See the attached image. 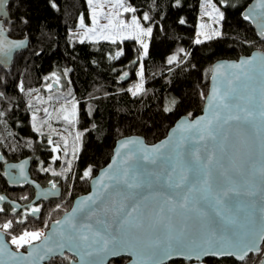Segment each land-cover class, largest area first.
Here are the masks:
<instances>
[{
  "label": "trees",
  "instance_id": "16d2710c",
  "mask_svg": "<svg viewBox=\"0 0 264 264\" xmlns=\"http://www.w3.org/2000/svg\"><path fill=\"white\" fill-rule=\"evenodd\" d=\"M215 1L222 3L224 12V20L218 25L222 35L197 44L196 39L203 40L198 34L199 22L209 20L203 15V0H180L179 6L176 0H131L136 14L148 13L152 17L145 21L147 27H153V35L149 55L143 60L132 39L118 45L109 41H72L71 31L78 28L80 17L90 20L87 0H13L9 4L10 20L5 27L13 38H29L30 45L15 56L9 69L0 67V111L4 112L0 117V195L22 203L33 199L31 187L12 190L1 176L5 162L25 156L31 157L34 179L63 190L60 200L42 203L36 217L21 212L13 216L10 205L0 206L4 209L0 212V225L13 222L7 231L0 227L9 241L24 230L46 232L59 220L76 197L89 191L91 177L85 178L83 173L91 167L94 176L105 167L120 138L136 134L154 144L168 134L181 116L200 114L216 61L238 59L255 49L264 51V39L243 18V11L252 0ZM118 51H123V55L114 58ZM173 52L179 58L169 64L167 56ZM53 72L60 74L64 85L61 88L54 84L48 91L45 86ZM141 81L143 91L133 95L132 90ZM73 104L78 112L75 122L70 123L63 116ZM169 107L170 112L166 111ZM34 114L42 124L43 134L33 128ZM77 133L82 134L79 141L75 139ZM56 144L60 145V152L52 151ZM74 147L79 148L75 158ZM66 257L70 259L69 255ZM256 258L251 255L243 262L208 259L205 264H255ZM124 262L119 259L112 263ZM49 264H69V260L55 258Z\"/></svg>",
  "mask_w": 264,
  "mask_h": 264
},
{
  "label": "snow or ice",
  "instance_id": "6c2138e0",
  "mask_svg": "<svg viewBox=\"0 0 264 264\" xmlns=\"http://www.w3.org/2000/svg\"><path fill=\"white\" fill-rule=\"evenodd\" d=\"M7 0H0V15L4 13L5 4ZM87 3L92 8L91 21L93 27L86 28L84 23V17L81 16L79 19V26L86 28L85 32L80 37V42L83 43L84 39H96L102 38L105 40H111L116 43L117 40L121 42L124 39H132L138 41L141 46L142 52L140 59L149 55V40L153 35V27H144L140 20L141 18L136 15L137 8L133 6L131 0H107V3L111 5V10L108 12L104 11V3L100 0H87ZM180 0H176L177 6H179ZM205 4L211 6V11H205L204 15L211 17L212 20L219 24L224 20V12L220 11L216 3L213 0H205ZM53 8L56 7L55 3L51 5ZM260 7L264 9V0H260ZM99 9V11H98ZM131 13L130 23L120 19L124 14ZM100 17L108 20L107 24H100ZM244 20H251V15H245ZM143 21H150L152 17L148 13L142 15ZM22 23L27 21L22 20ZM180 23L183 24L184 20L181 19ZM200 36H203V40L196 39L195 43H203L204 40H210L214 36L219 37L222 35L218 28H212L211 25L201 24ZM99 29V31H97ZM211 29V31H206ZM3 32V24L0 23V34ZM261 35L264 36V25H261ZM147 38V39H146ZM25 47V42L20 41L18 43L7 44L5 41L0 40V64H7L11 59L12 53L15 49ZM181 51H183L181 49ZM123 55V51H118L114 58H119ZM244 58L238 64L228 65V68L239 70L238 73H234L236 80H239L241 75L247 76L248 72L244 69L253 65L254 60ZM177 60V56L169 58L168 63L171 64ZM261 64L264 66V56L260 57ZM224 65H220V68H224ZM219 71V69H218ZM140 76L143 77V64L140 66ZM227 75V73H222ZM127 76V73H125ZM55 82L59 83V76L53 73ZM229 87L233 83L232 80L228 81ZM20 90L23 91V84L19 85ZM52 85H48V89L51 90ZM143 91V82L135 86L132 90V94ZM231 91H235L232 89ZM231 91L222 92L219 87L212 90L210 97L207 100L208 115L203 119H197L192 122L185 120L179 125L178 131L181 134L190 133L193 134L197 142L205 141L206 139L216 140V129L222 128L223 124H227L230 121H241L242 119L246 122H251L256 113L248 107L241 108L240 105H236L240 111L244 113L243 117L239 112L235 115L229 113L227 117L221 122V112L223 109H229L230 105L228 100L231 96ZM0 95H3L0 93ZM203 95V94H202ZM51 99V97H49ZM251 101V97L249 98ZM174 103V102H173ZM65 111V109H62ZM166 111H172V108L166 109ZM45 113H48V109H44ZM4 115L3 111H0V117ZM191 116V113H189ZM259 117L264 120V89H262L261 106L259 110ZM65 121L75 122L76 111L75 104H73L72 111L63 116ZM33 128L37 133H42V124L37 120L36 115L32 117ZM81 133H77L75 139L79 141L81 139ZM185 137L181 135L179 144L183 145ZM49 144H52L51 139L48 140ZM138 143L135 140H130L121 145L122 148H128L130 144ZM65 149H67L68 141L64 138ZM168 144L164 143L162 146H153L148 148L142 146L140 151L142 152L141 159L143 161L155 164L157 158L163 148H167ZM60 145L56 144L52 148L53 152H60ZM79 151L78 147L73 148V156L75 158L76 152ZM67 155V151H65ZM119 156V153L117 154ZM193 157L199 161L200 154L199 150L195 151ZM215 157V153H211L208 157V165H210ZM59 159V157H55ZM136 159V153L129 152L124 156L123 163L127 165L130 161ZM23 165H20L21 172H23ZM207 167V165L205 166ZM70 170V166H69ZM49 171V169H44ZM130 169L125 167L119 174L111 172V170L104 172L101 177L96 181V192L89 195L87 198L82 200L79 205L73 208L72 212L61 221H55L57 226L52 231L51 235L46 234L43 231H28L24 230L20 235L11 236V244L15 245L19 250L25 246L32 248L33 251L28 253V256H34L32 264H38V262L45 261L49 258H54V254L57 250H62L65 247L72 249L77 255H81V262L83 264V257H94L99 256L103 253L105 256H111L121 253H127L133 257L132 264H165L166 260H173L179 258L181 260L191 261L192 264L202 262L205 257H234L238 261H245L250 252L260 251V245L264 244V222H262L259 231H249V233L241 234L234 226L236 221L229 217L224 216L220 211L216 212L218 219L216 221H209L207 219L208 213L203 209L197 207L196 202L193 201L192 195L197 191V183L200 182L199 174L196 176V181L187 188L180 199L177 200L174 197H169L166 203L172 207L168 211L175 212L177 208L184 209L187 213H194V217H189L194 222L189 227L188 224H184L178 230L172 224V217L169 216L168 222L164 223L163 219H156L148 225L151 230V237L148 240L143 238V234L146 228L145 220L151 219L150 214H145L141 211L140 203H133L129 205L127 201L130 199L129 196L125 195L123 201H117L114 198L111 199L103 207L99 206V199H103V194L109 192V189L115 188L117 185H124L126 188H139L141 187L140 177L136 176L132 182L129 181ZM191 169L181 170L179 173V179L175 182V188L181 189L185 186L189 179L188 172ZM177 172V168H173L168 174L166 183L172 186L173 175ZM59 175L60 173H54ZM92 168L89 167L84 173L83 177H92ZM211 173H206L202 183L205 186H210L209 178ZM115 183H112V182ZM55 187V185H53ZM233 189H228L223 192V196H227ZM115 195H120L117 192ZM99 198V199H98ZM4 197L0 196V200ZM206 199V197H205ZM218 204H223L224 201L218 196ZM191 205V207H190ZM4 209L0 208V212ZM165 209L160 208L158 216H162ZM33 213L40 212V208H33ZM264 213V209H261ZM103 213L105 216L111 214L113 219L111 222L99 219V215ZM94 221V223H93ZM262 221H264V215H262ZM22 222V221H21ZM252 222L250 218V223ZM100 225V227H96ZM3 230L7 231L12 229L13 222L7 221L3 225H0ZM55 238V239H54ZM39 242V243H37ZM8 254L12 261L27 260V256L17 255V253H11L7 250L6 246L0 240V257ZM69 264L73 262L68 258ZM0 264H5L3 259H0ZM88 264H103V257L99 260H90ZM264 264V262H262Z\"/></svg>",
  "mask_w": 264,
  "mask_h": 264
},
{
  "label": "water",
  "instance_id": "95a60500",
  "mask_svg": "<svg viewBox=\"0 0 264 264\" xmlns=\"http://www.w3.org/2000/svg\"><path fill=\"white\" fill-rule=\"evenodd\" d=\"M12 1L7 0L4 13L0 15V23L3 24L0 40L5 41L7 44L24 41L25 47L15 49L9 62L7 64H0V67L4 69H9L14 62L15 56L27 51L30 45L29 38H13L5 27V22L10 20L8 6ZM243 15H251L253 17L249 21L252 23L255 32L264 39V36L261 35V25H264V9L260 7V0H252L243 11ZM261 56H264V51L262 49H255L250 54L242 55L238 59H220L216 61L212 65L210 86L206 96V98L210 97L212 90L216 87H219L222 92L235 89V91H231V96L228 100L230 108L223 109L221 112L222 118L220 123L223 124V120L229 113L235 115L239 112L243 117L244 113L236 105H240L241 108L248 107L256 113L255 118L251 122H246L242 119L241 121L233 120L227 124H223L222 128L216 129V140L214 141L206 139L205 141L197 142L193 134H181L177 129L186 119L194 122L197 119L205 118L209 114L206 106L207 100L205 99L200 114L195 117L189 115L181 116L168 131V134L154 144L147 143L145 137L136 134L120 138L116 142L109 163L90 178L89 191L76 197L72 207L59 220L63 221L72 212L74 207L96 192V181L104 172L111 170V172L119 174L127 167L131 170L129 181L132 182L136 176H139V182L142 186L128 189L122 184L117 185L115 188L109 189L108 193L103 194V199L98 198L99 206L103 207L113 198L117 201H123L125 195L130 198L127 201L129 205L140 203L141 211L146 215H151V219L145 220L146 228L143 234L145 240H148L152 235L148 225L156 219H163L164 223H167V218L171 216L172 224L177 230L185 223L191 227L194 221L189 219V217H194L195 214L187 213L184 209L179 208L175 212L170 213L168 209L172 206L167 204L166 200L169 197L179 200L180 196L187 191V188L196 181L197 174H199L200 182L197 183V191L193 193L192 199L196 202L197 207L208 213L207 219L209 221H216L218 219L216 212L220 211L224 216L236 221L234 227L241 234L249 233L250 230L259 231L262 222H264L262 221L264 213L261 212V209H264V120L259 117L262 89H264V66L261 64ZM253 57L256 58L253 65L244 69V71L248 72V75H241L240 79L236 80L233 74L238 73L239 70L228 68L227 66L238 64L244 58L251 59ZM220 65H224L225 67L220 68ZM222 73H227V75H223ZM229 80L233 81L231 88L229 87ZM250 97L251 101L249 100ZM181 135L185 137L183 145L179 144ZM130 140H135L138 143L130 144L128 148L121 147L122 144ZM164 143H167L168 147L162 149L155 164L141 159L142 152L140 149L142 146L152 148L153 146H162ZM197 150H199L200 154L199 161L192 155ZM129 152L136 153V159L125 165L123 159ZM213 152L215 153V157L212 163L208 165V157ZM118 153L119 156L117 155ZM0 160H2V155H0ZM20 165L24 166L23 172H21ZM206 165L207 167H205ZM174 167L177 168V172L173 175L172 186H169L166 180ZM31 168L32 161L30 156H25L17 161H8L3 165L1 176L7 182L10 189L17 190L26 186L34 189V197L27 203L11 199L5 194L0 195L4 197L3 200H0V205L9 204L12 208L11 214L13 216L19 214L23 209L36 206L41 202L60 200L62 198L63 190L60 186L53 187L52 184L47 186L42 185L32 177ZM187 169H191L192 171L188 172L189 179L185 186L181 189L175 188V182L179 179L180 171ZM208 172L211 173L209 178L210 186H205L202 181ZM112 183L115 182L113 181ZM228 189H233V191H230L227 196H223V192ZM117 192H120V195H115ZM218 196L224 201L223 204H218ZM161 207L165 211L162 216H158L157 214ZM30 214L36 217L40 212L33 213L31 211ZM98 218L109 222L113 219L111 214L105 216L103 213ZM250 218L252 220L251 223ZM56 227L55 222H53L45 233L51 235ZM96 227H100V225H96ZM0 240H2L9 252L28 257L26 261H12L10 256L5 254L0 257V259L5 261V264H32L35 257L28 256V253L33 251L32 248L26 247L25 251L16 250L3 231H0ZM263 247L264 244H261L260 251L250 252L248 257L251 255L259 256L263 251ZM80 251L81 255H83V250ZM66 255L73 258L71 260L73 264H82L81 255H77L74 250L68 247L62 250L58 249L57 253L54 254V258L38 262V264H49L52 259L64 258ZM101 257H103V264H110L111 261L121 258H128L129 261L126 264H132L134 259L126 252L111 256H105L101 253L99 256L94 257L84 256L83 264H88L90 260H99ZM208 259L236 260L234 257H205L202 262H197V264H202ZM262 262H264V258H262L260 264ZM165 264H192V262L174 258L173 260H166Z\"/></svg>",
  "mask_w": 264,
  "mask_h": 264
},
{
  "label": "rangeland",
  "instance_id": "374dc122",
  "mask_svg": "<svg viewBox=\"0 0 264 264\" xmlns=\"http://www.w3.org/2000/svg\"><path fill=\"white\" fill-rule=\"evenodd\" d=\"M100 2L101 3H104V11L105 12H108V11H110L111 10V5L110 4H108L107 3V0H100ZM213 3H216L217 4V7H219L220 8V11H222V8H221V6H222V3L220 4V3H218L217 1H215V0H213ZM202 7H203V12H205L206 10L207 11H211V6L210 5H207V4H205V0H203V3H202ZM98 11H99V9H98ZM91 12H92V8H91V6H90V14H89V16H90V20L88 21V22H86V21H84V23H85V25H86V28H91V27H93V24H92V21H91ZM131 13H128V14H124V15H122L121 17H120V19H122V20H124L125 22H129L130 23V18H131ZM138 17H140L141 18V20H140V22H141V24L144 26V27H147V25L145 24V21H143V19H142V16H140L139 14H136ZM204 15V14H203ZM206 16V15H205ZM208 17V16H207ZM108 23V20L107 19H105V18H103V17H100V24L101 25H103V24H107ZM208 24V25H211L212 26V28H218V25H220V23L219 24H216L213 20H212V18L211 17H209V20L208 21H200L199 22V29H198V34H199V36H200V32H201V28H200V25L201 24ZM86 28H81L79 25H78V28L76 29V30H73V31H71V39H72V41L73 42H80V37H81V35L85 32V30H86ZM97 31H99V29L97 30ZM206 31H211V29H206ZM200 37H202L203 38V36H200ZM147 39V38H146ZM125 40H127V39H124L123 41H125ZM84 41H90V42H94V43H98V42H100V41H109V42H111V43H113L111 40H105V39H102V38H96V39H91V38H89V39H84ZM122 41V42H123ZM136 41V40H135ZM120 40H117V42L116 43H113V44H115V45H118L119 43H122ZM149 42V41H148ZM136 44H137V48H138V50H139V53H140V56H141V52H142V49H141V46H140V44L138 43V41H136ZM177 56V60H178V58H179V54L177 53V52H173V53H171L170 55H168L167 56V62H168V60H169V58L170 57H172V56ZM176 60V61H177ZM53 73H55L57 76H59V83H56L55 82V78L53 77ZM53 73H51V74H49L48 75V80H47V84H46V86H45V88H46V90H48V91H50L49 89H48V85L49 84H51L52 85V88L51 89H53V85L54 84H56V85H58V86H61V88L63 87V85H64V82L62 81V79H61V76H60V74H58L57 72H53ZM73 108V107H72ZM72 108H71V110L68 112V113H70L71 111H72ZM169 108H171V107H169ZM75 111H76V114H77V112H78V108H77V105H75ZM67 113V114H68ZM39 231H43V232H45L43 229H39ZM8 239V238H7ZM10 242V241H9ZM11 243V242H10ZM13 247H14V245H13ZM16 250H18L16 247H14ZM19 250H23V251H25L26 249H23V248H21V249H19Z\"/></svg>",
  "mask_w": 264,
  "mask_h": 264
},
{
  "label": "flooded vegetation",
  "instance_id": "af4514ba",
  "mask_svg": "<svg viewBox=\"0 0 264 264\" xmlns=\"http://www.w3.org/2000/svg\"><path fill=\"white\" fill-rule=\"evenodd\" d=\"M52 185H54V184H52ZM44 186H47V185H44ZM55 186H57V185H55ZM33 189V188H32ZM33 197H34V189H33ZM42 203H44V202H41L40 204H38V205H36V206H32V207H30V208H25V209H23L22 211H21V213H23V214H30V212L32 211V209L33 208H40L41 207V205H42ZM5 204H7V203H5ZM5 204H3V205H0L1 207H3ZM9 205V204H8ZM67 256V255H66ZM65 256V257H66ZM70 259L72 260L73 258L72 257H70ZM121 259H124V264H126L128 261H129V259L128 258H121ZM117 260H119V259H117ZM113 261H115V260H113ZM113 261H111L110 262V264H113L112 262ZM202 264H205V262H203Z\"/></svg>",
  "mask_w": 264,
  "mask_h": 264
},
{
  "label": "built area",
  "instance_id": "2783aa9c",
  "mask_svg": "<svg viewBox=\"0 0 264 264\" xmlns=\"http://www.w3.org/2000/svg\"><path fill=\"white\" fill-rule=\"evenodd\" d=\"M264 257V247H263V251L261 252V254L259 256H257L256 260H255V264L258 263L259 260H261Z\"/></svg>",
  "mask_w": 264,
  "mask_h": 264
}]
</instances>
